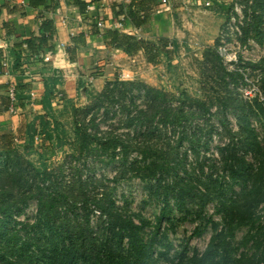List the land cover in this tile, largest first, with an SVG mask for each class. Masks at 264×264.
I'll return each instance as SVG.
<instances>
[{
  "label": "rangeland",
  "instance_id": "obj_1",
  "mask_svg": "<svg viewBox=\"0 0 264 264\" xmlns=\"http://www.w3.org/2000/svg\"><path fill=\"white\" fill-rule=\"evenodd\" d=\"M167 13L161 33L169 36L172 62L154 67L135 57L131 79L111 82L101 96L26 115L32 119L20 135L25 140L13 145L8 161L0 156V206L6 209L0 213V264L27 263L29 253L45 250L33 263L44 264L54 242H60L58 251L71 248L76 223L86 219L92 237L116 242L117 234L106 230L109 214L131 219L144 240L156 238L154 255L165 264L185 245L187 256L207 247L212 224L221 221L215 202L203 197L207 183L211 178L213 194L220 186L238 192L227 151L237 147L253 166L257 142L264 147V114L255 107L257 101L264 109V6L253 0H172ZM144 86L157 92L152 112ZM76 126L123 146L104 149L92 142L80 152ZM27 129L35 135L32 147ZM150 162L168 166L148 178ZM14 173L24 174L22 180L11 179ZM248 234L240 228L230 242L240 244ZM125 242L113 244L124 253Z\"/></svg>",
  "mask_w": 264,
  "mask_h": 264
},
{
  "label": "trees",
  "instance_id": "obj_2",
  "mask_svg": "<svg viewBox=\"0 0 264 264\" xmlns=\"http://www.w3.org/2000/svg\"><path fill=\"white\" fill-rule=\"evenodd\" d=\"M42 1L29 0L32 6L38 5ZM253 1L256 7L264 6V0ZM41 29L40 37H32L25 40L16 47V51H23L22 44H26L29 54L39 56L40 52L48 47L54 35L51 23L46 19L42 20ZM109 36L112 47L122 49L128 55L142 52L146 61L153 66L159 65L162 62V57L166 58L169 63L173 60V51L168 47L170 45L168 39L160 38L156 42H152L126 34L119 36L117 32H109ZM11 55L13 56V69L19 70L23 64L22 53H16L15 50H12ZM27 57L30 56L27 55ZM0 59L1 69L2 62L5 59L3 54L0 56ZM123 82L121 84L126 85ZM59 83L60 79L55 76L46 79V91L42 98V107L46 112L52 110L51 98ZM129 85L133 88L137 87L133 82ZM144 87L152 101V105L149 107V110L152 112L153 109L155 110V107L156 109L158 108L156 103L157 92L150 87ZM98 95L101 96L100 94ZM163 95L169 97L167 94ZM196 103L203 107L206 112H210V108L206 107L204 102L197 100ZM255 107L258 113L264 114L262 103L260 104L256 101ZM242 111L245 112V109ZM74 130L80 152L88 150L92 142H97L104 149L111 148L116 150L123 146V142L117 138L100 139L87 132V129L81 126H76ZM27 135L28 146H34L35 135L30 129H27ZM51 139L52 136L48 135V140ZM229 150L226 154V165L231 179L240 182L241 187L239 191L236 192L228 186L226 189L220 186L218 191L213 190V194L209 186V183L211 184L212 182L210 178L203 197L215 202L217 211L221 215V221L212 224L213 235L202 253L194 252L190 256H187V245H185L180 252L166 258V264H264V147L260 146L259 142H257L255 148L257 154L256 165L253 166L248 165L245 158L238 154L239 149L237 147ZM12 151V140L4 136L2 138L0 156L6 157ZM7 159L10 158L6 157V161H8ZM167 166L168 163L165 162H150L145 166V177H154L157 171H163ZM10 176H12L11 179L17 180L16 178H19L22 180L24 174L19 175L14 173ZM40 176L42 177V174L37 175V177ZM184 188L186 187L181 189L183 190ZM260 207L262 209L259 211ZM5 211V207L0 206V213ZM262 211L263 215H260ZM106 223V230H111L117 234L115 237L116 242H112L113 239L110 240L108 236L92 237L90 234L94 233V230L90 225V220L86 219L82 223H76L74 228L78 231V238L72 241V244L70 243L71 248L58 251L60 242H54L58 244L54 245L48 254L42 256L44 264H165L161 262L159 254L157 256L154 255L152 248L156 238L149 241L144 240L141 234V227L131 219H122L120 215L109 214ZM243 227L249 229V234L240 244L232 245L230 238L235 235L237 230ZM156 230L159 232L158 227ZM123 241H126L125 245L128 249L124 253L119 250L117 251V247L113 244L117 243L119 246H122ZM62 245L64 248L65 245ZM241 247L244 249L239 252L237 257L234 256V251H238ZM44 251L39 252V254L31 252L26 256L25 260H27V263L22 261L17 264H33L35 261L38 262ZM13 264L16 263L13 262Z\"/></svg>",
  "mask_w": 264,
  "mask_h": 264
},
{
  "label": "crops",
  "instance_id": "obj_3",
  "mask_svg": "<svg viewBox=\"0 0 264 264\" xmlns=\"http://www.w3.org/2000/svg\"><path fill=\"white\" fill-rule=\"evenodd\" d=\"M87 2L43 0L36 6L29 2V6L23 9L14 6L11 0H0V56L13 57L11 51L15 50L22 53V62L25 60L27 64L28 73L22 70L16 76L21 107L31 91L40 96L34 102V109L22 107L23 114L11 115L7 112L5 80L0 77V151L4 136L11 139L13 145L18 142L16 139L20 142L25 140L21 137L22 131L32 119L26 115L34 113L32 117H36L45 113L42 98L46 91V79L56 72L61 76L56 89L64 95L62 105L67 101L78 104L102 93L108 84L121 80V75L130 77L128 70L135 57L150 65L142 52L128 55L122 49L112 47L109 32L152 42L169 37L161 31L164 29L163 18H169L167 12L172 2L169 8L162 7L158 0H95L94 9L86 11ZM99 18L104 20L103 30L95 25ZM44 19L51 23L54 35L40 54L52 51V62H32L29 57L23 59L24 50L17 52L16 47L27 39L40 37ZM59 44H64L63 50H59ZM163 61L167 62L166 58L162 57V62L154 67L161 66ZM89 78H92L91 82ZM55 109L56 106H52V110Z\"/></svg>",
  "mask_w": 264,
  "mask_h": 264
},
{
  "label": "built area",
  "instance_id": "obj_4",
  "mask_svg": "<svg viewBox=\"0 0 264 264\" xmlns=\"http://www.w3.org/2000/svg\"><path fill=\"white\" fill-rule=\"evenodd\" d=\"M63 1V0H59ZM94 1L95 0H88V4L86 6V11H90L94 9ZM160 5L162 7H169L171 5L172 0H158ZM175 1V0H174ZM12 4L14 6L21 7L23 9H26L29 6V0H11ZM96 27L99 30H103L105 27V23L103 18H99L95 22ZM121 25L119 24L118 27ZM170 49L172 48L171 44L168 46ZM59 50L64 49V44H59L58 46ZM22 49L24 50L25 54H23V58L25 59L28 56H30V60L32 62H42V63H51L53 60L54 53L52 51L45 53V54H39V56H34L28 53L27 45L23 44ZM7 55L2 62V67H1V73L0 77L5 80L6 84V91H7V98H8V106H7V112L11 115H21L23 114V108H33L34 109V102L40 97L38 96V93L36 91H31L28 94V97L24 102L23 106L21 107V104L18 99V93H17V74L19 72L26 71L27 64L24 60L22 67L19 70H14L13 69V58ZM57 78H60L61 76L56 72L54 75ZM129 76L127 74L121 75L120 79L121 81L123 80H128ZM89 82L92 81V78L88 79ZM64 101V95L62 91L56 89L52 98H51V104L52 106H56V108L61 107L62 103ZM16 141H19L16 139Z\"/></svg>",
  "mask_w": 264,
  "mask_h": 264
}]
</instances>
